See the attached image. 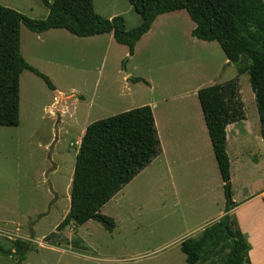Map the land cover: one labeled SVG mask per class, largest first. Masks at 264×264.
<instances>
[{"label":"rangeland","instance_id":"obj_1","mask_svg":"<svg viewBox=\"0 0 264 264\" xmlns=\"http://www.w3.org/2000/svg\"><path fill=\"white\" fill-rule=\"evenodd\" d=\"M93 1L104 17L122 15L127 28L141 22L128 0ZM0 4L32 18L48 14L41 0ZM158 20L134 56L112 33L79 37L58 29L54 35H40L22 24L25 60L48 75L55 89L24 70L20 124L0 126V244L15 252L14 241L22 239L30 247L24 261L19 262L17 253L0 254V264H189L182 240L200 236L225 210L227 200L214 156L212 166L205 168L174 163L186 159L183 145L177 152L169 150L170 171L159 152L105 203L101 212L114 218L113 230L95 219L63 230L57 226L70 209L76 155L90 123L150 105L159 139L164 130L176 128L172 137L181 141L188 125L194 139L203 135L200 123L205 125L199 89L238 76L246 118L227 128L232 194L264 187L255 94L249 73L239 74L248 59L230 63L217 41L194 37L195 23L184 9ZM254 159L261 164L258 170Z\"/></svg>","mask_w":264,"mask_h":264},{"label":"trees","instance_id":"obj_2","mask_svg":"<svg viewBox=\"0 0 264 264\" xmlns=\"http://www.w3.org/2000/svg\"><path fill=\"white\" fill-rule=\"evenodd\" d=\"M48 9L44 18H32L0 4V126L20 124V79L29 69L49 88L55 86L48 75L29 64L21 51V26L36 33L65 29L79 37L112 33L115 41L135 52L137 42L164 13L186 10L195 23L191 34L204 41H217L227 59L248 63L239 74L248 72L255 94L261 135L264 141V0H128L140 15L138 26L127 28L122 15L111 18L96 12L93 0H41ZM132 81H144L133 77ZM198 99L211 138L214 154L224 183L225 214L205 228L198 237H186L181 250L189 264H252L251 244L231 210L233 200L231 160L227 151L228 125L246 118L240 93L239 76L214 83L198 91ZM161 151L156 120L150 105L136 107L90 123L76 155L71 186L70 209L57 226L65 229L95 219L109 230L116 223L103 214L102 207L138 175ZM226 218L228 223L223 228ZM52 233L51 235H53ZM78 243V242H77ZM15 252L0 244V254L17 253L19 262L30 247L14 241Z\"/></svg>","mask_w":264,"mask_h":264},{"label":"crops","instance_id":"obj_3","mask_svg":"<svg viewBox=\"0 0 264 264\" xmlns=\"http://www.w3.org/2000/svg\"><path fill=\"white\" fill-rule=\"evenodd\" d=\"M165 14L167 13L159 15L155 19L151 29L137 42L135 46V52L132 56H134L139 51V47L145 41H147V38L151 35V33H153L155 24L157 23V21H159L158 19H160V17H162ZM56 30L58 29H51V30H48L42 33L47 32V33H50V35H54L57 32H53V31H56ZM42 33H38V34L41 35ZM226 61H228V59ZM197 90H198V87H195L194 93ZM235 123L228 125L227 128L229 129V127H233ZM200 126L203 128L202 129L203 135L196 136V138L194 139H192V137L195 132L190 131L189 125L187 126V128L183 130V131H187L184 134L186 138H183V139L181 138V141L172 137L173 134L177 131L176 128H172L170 130H164V132H166L165 133L166 135H164V137L161 136L162 133L160 134V138H161L160 139V145H161L160 153H162L163 157L167 159L166 162L169 164L168 166L169 171L171 168L170 166L171 162L169 160L171 153H169V150H171L172 148L173 149L172 152H177L178 150L177 147L179 145H183V150H185L183 153H185L186 159H183V160L174 159L175 164H178L177 162H182L184 163V165L186 163L199 164L205 168V166L208 165V163H210V165L212 166V162H214L213 156L215 159L216 157L214 154V150H213V146H212V142H211V138L208 132L206 122H205V125L200 123ZM233 129L239 130L237 126H234ZM85 130H84V133H85ZM227 137H228V132H227ZM164 138H165V141H163ZM244 141H245V138L242 140V145H244L243 143ZM194 145L198 147H195ZM254 160L257 161L258 159H254ZM257 162L258 163H256L255 168L258 170L261 167V164L259 163V161ZM261 170H264V168H261ZM171 171L173 172V168L171 169ZM218 171H219V168H218ZM219 174H220V171H219ZM232 176L233 175H232V164H231V179H232ZM233 200L234 202H236V205L231 210V214L236 216L240 228L247 235V238L251 244L249 255H250L252 264H264V187L261 185L259 187H255L254 189H249V187H246L244 190H242L238 194H233ZM224 214H225V211L223 212L220 211L219 215L216 217V221L222 218Z\"/></svg>","mask_w":264,"mask_h":264},{"label":"water","instance_id":"obj_4","mask_svg":"<svg viewBox=\"0 0 264 264\" xmlns=\"http://www.w3.org/2000/svg\"><path fill=\"white\" fill-rule=\"evenodd\" d=\"M227 223H228V218H226V220H225L224 224L222 225V227L226 228Z\"/></svg>","mask_w":264,"mask_h":264},{"label":"bare ground","instance_id":"obj_5","mask_svg":"<svg viewBox=\"0 0 264 264\" xmlns=\"http://www.w3.org/2000/svg\"><path fill=\"white\" fill-rule=\"evenodd\" d=\"M53 112V111H52Z\"/></svg>","mask_w":264,"mask_h":264}]
</instances>
